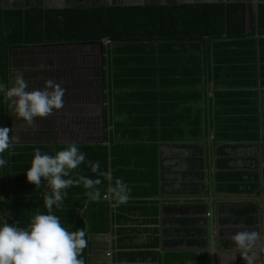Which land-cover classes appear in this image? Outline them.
Masks as SVG:
<instances>
[{"label":"trees","instance_id":"obj_1","mask_svg":"<svg viewBox=\"0 0 264 264\" xmlns=\"http://www.w3.org/2000/svg\"><path fill=\"white\" fill-rule=\"evenodd\" d=\"M103 39L108 41L103 46L104 103H76L67 110L80 116L104 115V141L76 142L86 162L71 178H97L88 162L99 161L101 171L111 172L112 181L100 177L101 198L90 199L82 214L79 211L89 199L87 190L82 184L68 188L62 207L54 208V214L70 231L84 230L86 220L87 235L110 232L112 255L118 264H206L208 251H161L168 246L158 223L162 201L146 198L158 196L159 169L162 191L183 193L173 187L177 180L167 176L174 172L163 165V158L160 166L159 142L200 151L202 134L206 140L213 126L221 142L217 146V190L264 193V167L260 188L257 171L258 162L264 163V131L259 150L255 143L261 138L259 110L264 102V3H258L256 15L244 3L45 9L41 0H25L22 8L0 7V83L13 85L15 52L21 48L14 46ZM212 80L214 95L206 88ZM11 126V101L0 93V127ZM69 143L14 138L13 146L3 154L7 164L0 168V224L5 220L26 227L36 214H46L47 182L36 188L26 180L25 171L35 149L54 155ZM247 146L259 151L260 160L253 156L252 165L230 166L233 153ZM186 160L199 161V165L179 173L180 185L202 189L206 175L200 157L190 155ZM117 179L128 187V198L144 199H128L114 206V199L105 198L109 184ZM234 213V222L252 225L257 208L248 202L238 205ZM87 249L82 253L85 264ZM261 256L260 264H264L263 250ZM242 257L239 252L237 264H246Z\"/></svg>","mask_w":264,"mask_h":264},{"label":"clouds","instance_id":"obj_2","mask_svg":"<svg viewBox=\"0 0 264 264\" xmlns=\"http://www.w3.org/2000/svg\"><path fill=\"white\" fill-rule=\"evenodd\" d=\"M28 89V82L22 74L15 77L11 87L0 83V93L4 94L6 101H11L13 114L35 130L37 118L46 119L54 110L64 107L65 89L50 78L44 81L43 88ZM11 131L9 127H0V168L6 166L7 160L3 154L14 143ZM85 162L86 154L76 142L69 143L54 155L35 149L25 177L36 188L41 186L42 181L47 182L50 189L44 197L47 212L36 214L26 227L9 224L5 220L0 224V264H85L82 253L88 246L87 233L84 230L70 231L53 211L54 208L62 207L66 190L73 186L82 184L87 190L85 195L91 200L101 198L102 193L98 187L102 183L100 177L111 182L112 174L110 171H101L100 162L96 161L88 162V166L97 178L83 175L71 178V173ZM108 192L116 201L114 206L128 200L129 189L118 179L114 185L110 183ZM232 238L242 251L246 264H254V257L249 252L264 237L256 231H239ZM111 249V255L106 256L113 258V244Z\"/></svg>","mask_w":264,"mask_h":264},{"label":"crops","instance_id":"obj_3","mask_svg":"<svg viewBox=\"0 0 264 264\" xmlns=\"http://www.w3.org/2000/svg\"><path fill=\"white\" fill-rule=\"evenodd\" d=\"M73 3H75V0H73ZM211 136L212 135L208 136L209 139L211 138ZM163 147L164 153L161 157L164 159L163 165L168 167V171L172 170L174 172L172 177H170H174L177 180L173 183V187H180L183 191V193L179 195L170 194L164 196L163 200H165V210H163V214L159 207V229L160 232H164V234L162 233L164 235V239L168 241V246L165 248H195V250L192 251L202 252L204 251L203 248L208 246V243L211 242V239H209L210 234L212 235L211 238L213 241V246L215 248L217 264H237V254L242 251L237 247L232 238L234 234L239 231H256L260 233L262 237H264V193L260 194L259 198L254 199L253 203L262 207V213L256 215L254 224L249 226L243 224L242 221H233L234 218L237 217V215L234 213V209L238 207L237 203H223L219 201L217 203L216 212L214 214H211V212L209 213L206 211L203 212V210H199L198 205L202 204L203 202L207 205V200L203 197H207L208 189H205L202 192L203 189H197L189 186L182 187L179 183V176H181L180 172L185 168L192 167L194 165H199V161H195L192 163L187 162V157L190 155L199 156L200 160L202 161L203 171H205L206 175V178L202 179L203 184L207 183L210 175L209 171L214 172V169L211 167L212 158L210 154L208 155L209 152L207 144L204 143V146H202L203 148L200 150L199 153L196 152V149L185 150L171 146ZM202 155H205L206 167L203 166L204 160L201 159ZM233 155H235V159L232 160L230 166L238 168L246 165H252L251 159H253V156H258V151L256 152L254 146H247L245 148L239 149L238 151H235ZM260 164L261 167H264V163ZM260 187H262V183ZM200 194L202 198L199 196ZM217 199L226 200V198L223 197H216L215 200ZM209 217H211L212 220L214 219L210 226L208 223ZM180 220H185L188 222V224L182 226L179 223ZM178 226H180V228H178ZM145 239V237H142V240ZM103 247L104 243H95V264H100V256L107 255V250H104ZM262 250L264 251V239H261L257 243V245H255L253 249L249 252V255L254 257V264L260 263L262 259ZM112 259L114 261L113 264H118L114 259V255ZM242 260L245 261L243 258ZM186 264L192 263L188 262ZM206 264H209V261Z\"/></svg>","mask_w":264,"mask_h":264},{"label":"rangeland","instance_id":"obj_4","mask_svg":"<svg viewBox=\"0 0 264 264\" xmlns=\"http://www.w3.org/2000/svg\"><path fill=\"white\" fill-rule=\"evenodd\" d=\"M77 47L75 45H47L16 48L17 66L15 68L17 71L14 76L22 74L28 82V90L43 88L44 81L49 78L60 83L65 89L64 107L54 110L53 114L46 119L37 118L35 130L23 119L16 117L11 107L12 134L17 141H102L100 117L80 116L73 110H67L68 106L76 103L100 101V81H98L101 75L99 71L100 46ZM84 49L87 50L83 51ZM68 80L74 81L72 86L68 85ZM92 80L96 82L95 87L92 86ZM75 81H81L83 87ZM161 212L163 214L162 210Z\"/></svg>","mask_w":264,"mask_h":264},{"label":"water","instance_id":"obj_5","mask_svg":"<svg viewBox=\"0 0 264 264\" xmlns=\"http://www.w3.org/2000/svg\"><path fill=\"white\" fill-rule=\"evenodd\" d=\"M24 1L25 0H0V7L2 8H22L24 7ZM72 2V3H69ZM42 2V7L45 9L48 8H55V9H60V8H64V7H86V6H93V7H102V6H109L112 4L115 5H128V6H141V5H177V4H191V3H244L247 7L248 6H252L253 9V13L256 15L257 14V8H258V3H264V0H75V3H73V0H41ZM249 18V15H247ZM249 20V19H248ZM60 44H99L100 45V52L103 53V46L108 44V41L106 39L101 40V41H80V42H69V43H40V44H25V45H20V46H14V47H29V46H47V45H60ZM113 49V42H110V50L112 52ZM102 89H103V84L101 85ZM200 88H202V85L200 86ZM215 92V86L213 85L212 87V91L211 94L214 95ZM101 96V102H104V98L102 95ZM261 103V102H260ZM261 104H260V110L259 113L262 115L261 119H260V137L255 143L256 146H258V150L260 147V141H262V135H263V130H264V117H263V113L264 110L261 108ZM203 114V113H202ZM101 121H102V141H104L103 137V130H104V126H103V122H104V115H101ZM214 123V121H213ZM201 126L203 128V118H202V122H201ZM211 136V138L209 139V137H207L206 140H204V136L202 134L201 138H200V146H204V143H208V155L210 154L212 160H211V167L214 169V172H210L209 171V180L207 181V183L204 184L203 186V190L208 189V195L207 197H203L206 198L207 200V205L203 202L202 204H199V210H203L206 212H211V214L216 212V208H217V203L219 201L223 202V203H237L238 205L242 204V203H253L254 199L259 198V196L255 195V191L252 193H246V194H232V193H227V192H219L217 190V183H216V178H215V173L217 171V166H216V160L218 158L217 155V146L221 145V142H218V139L216 137V130H215V126H213L212 131L209 133V136ZM217 143L216 147H210L209 144L210 143ZM108 143V142H107ZM196 152L199 153V149H196ZM164 153V147L162 145L161 142H159L158 144V160L161 166V162H160V158L163 156ZM201 158L204 160L203 161V166H206V162H205V155H202ZM257 160H260V153L258 151V156H256ZM110 170V168H109ZM161 169H159V179H158V196L155 197H149L146 199H150V200H161L162 203H160V208L161 210H165V206H164V196L166 195V193H164L162 191V175H161ZM257 171H258V188H260L261 185V164L260 162H258V167H257ZM206 178V177H205ZM110 186V184H109ZM109 188V187H108ZM200 193V192H199ZM202 194V193H201ZM201 194L199 195L201 197ZM245 196V197H244ZM216 197H223L226 198L222 199V200H215ZM202 198V197H201ZM108 201H112L113 198L110 196V193H108L107 198H105ZM128 199H133V200H139V199H144V198H128ZM234 199V200H233ZM90 201V199H87L85 201V204L83 206L82 209H80L79 213L82 214L83 210L86 208L88 202ZM165 201V200H164ZM256 208H257V213L256 215H259L262 213V207L256 204ZM214 220V219H213ZM211 217H209L208 219V223L209 226L212 224ZM163 224V223H162ZM84 231H87V223L85 220V228ZM214 235V234H213ZM212 235L209 234V239H211V242L208 243V246L204 247V251H208L209 253V264H215L216 263V256H215V248L213 246V241L211 238ZM88 249H87V256H88V261L86 264H95L96 258H95V252H94V248H95V243L97 242H104V250L107 251H111L112 252V239H113V235L110 232H106V233H93V234H88ZM161 251H192L195 250V248H182V247H176V248H170L167 249L165 247H161L160 248ZM200 249V250H203ZM103 256V255H102ZM100 256V264H108L109 259H112V257H107L105 256ZM260 264V263H259Z\"/></svg>","mask_w":264,"mask_h":264},{"label":"flooded vegetation","instance_id":"obj_6","mask_svg":"<svg viewBox=\"0 0 264 264\" xmlns=\"http://www.w3.org/2000/svg\"><path fill=\"white\" fill-rule=\"evenodd\" d=\"M248 27H249V23H248ZM104 40V39H103ZM101 41V40H100ZM61 45H73V44H61ZM83 45H92V46H96V45H99V44H75V46H83ZM100 46V45H99ZM77 47V48H78ZM84 48V47H83ZM87 49H84L83 51H86ZM99 57H100V64H99V66H100V73H101V75H100V73H99V80L98 81H100L99 82V84H100V86H99V84L97 85V87L99 86V88H100V95H102L103 96V92H104V88L102 89V87H101V85L102 84H104V74H103V53L102 52H100V47H99ZM67 76H68V74H67ZM258 79H260V77L258 76ZM93 81V80H92ZM95 81V80H94ZM92 82V86L93 87H95L96 86V82ZM68 82H69V84L68 85H70V86H72L71 84H73L74 83V81H72V80H68ZM67 82V83H68ZM75 83L76 84H78V85H80L81 87H83V83L81 82V81H75ZM213 85L215 86V84H214V80H212L211 82H209V84L206 86V88H211L212 89V87H213ZM96 87V88H97ZM215 88H216V86H215ZM104 98V97H103ZM101 104H103L104 102H101V96H100V101H99ZM88 103H98V102H85L84 104H88ZM263 106V108H264V102H263V104H262ZM262 108V109H263ZM264 110V109H263ZM93 117V116H92ZM94 117H97V116H94ZM263 117H264V115H263ZM100 118H101V116H100ZM103 124H104V122H103ZM263 124H264V121H263ZM103 139H104V137H103ZM198 143H200V141L198 142ZM209 146L210 147H215L216 146V144H214V143H210L209 144ZM207 147H208V143H207ZM172 175H173V173L171 172L170 174H168L167 176H169V177H172ZM180 177V176H179ZM169 195V194H168ZM242 204H247V203H242ZM182 221L183 220H180V224H182L183 225V223L185 222V220L183 221V223H182Z\"/></svg>","mask_w":264,"mask_h":264},{"label":"bare ground","instance_id":"obj_7","mask_svg":"<svg viewBox=\"0 0 264 264\" xmlns=\"http://www.w3.org/2000/svg\"><path fill=\"white\" fill-rule=\"evenodd\" d=\"M113 263H114L113 259H109L108 264H113Z\"/></svg>","mask_w":264,"mask_h":264},{"label":"built area","instance_id":"obj_8","mask_svg":"<svg viewBox=\"0 0 264 264\" xmlns=\"http://www.w3.org/2000/svg\"><path fill=\"white\" fill-rule=\"evenodd\" d=\"M110 255H111V251H108V252H107V256H110Z\"/></svg>","mask_w":264,"mask_h":264}]
</instances>
